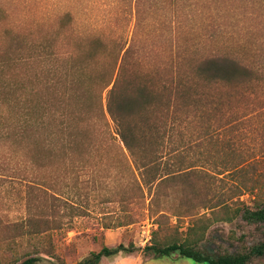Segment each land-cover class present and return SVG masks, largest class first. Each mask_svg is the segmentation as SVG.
Here are the masks:
<instances>
[{
  "label": "trees",
  "instance_id": "obj_1",
  "mask_svg": "<svg viewBox=\"0 0 264 264\" xmlns=\"http://www.w3.org/2000/svg\"><path fill=\"white\" fill-rule=\"evenodd\" d=\"M170 3L174 6L177 2ZM132 5L135 17L131 29L126 19L127 23L116 26L102 17L98 29L85 32L70 13L59 18L56 36L44 38L36 52L24 58L28 66L38 63V75L26 76L18 98H0V141H6L11 155H18L27 139L37 142L38 136L45 134L43 148L49 156L67 161L86 141L87 128H101L109 139L118 137L123 153L126 151L138 172V191L142 195L148 191L151 196L150 211H155L165 196L164 188L180 184L190 191L172 212L180 221L175 233L158 240L159 221L145 254L200 264H250L264 258V184L249 176L251 164L264 160V126L247 156L232 141L215 140L218 147L210 155L222 160L211 172H201L195 161L182 167L185 157L204 143L192 135L180 136L183 125L207 120L212 140L215 133L233 130L246 119L259 116L264 101L261 107L259 101L249 102L259 97L264 100V55L247 57L250 49L242 42L236 51L201 56L199 44L189 41L192 38L185 33L178 12L170 19L148 23L145 0H135ZM37 85L50 91L53 100L41 97ZM75 170L85 173L87 167L81 162ZM239 217L249 225L263 226L258 228L261 239L232 252L222 251L208 239V232L215 224L233 223ZM159 219L168 216L160 211ZM181 221H188L184 232H179ZM49 223L31 217L25 234L18 229L14 239L43 234ZM128 251L123 245L103 247L78 264H100L103 258ZM48 261L32 257L13 264Z\"/></svg>",
  "mask_w": 264,
  "mask_h": 264
},
{
  "label": "rangeland",
  "instance_id": "obj_2",
  "mask_svg": "<svg viewBox=\"0 0 264 264\" xmlns=\"http://www.w3.org/2000/svg\"><path fill=\"white\" fill-rule=\"evenodd\" d=\"M131 2L135 0H0V98H18L26 76L38 75V63L34 61L28 66L24 58L35 53L44 38L56 36L61 16L70 13L85 32L98 29L102 17L113 20L116 26L128 22L131 29L135 17ZM176 2L173 6L170 0H145L148 23L170 19L178 12L185 33L192 38L189 41L199 44L201 56L228 49L236 51L242 42L250 49L247 57L254 53L264 55V0ZM39 93L44 99L54 98L42 88ZM262 99H251L249 103L259 101L261 107ZM2 109L5 114L6 107ZM251 120L246 119L233 130L226 128L215 133L212 140L207 120L199 125H183L180 136L192 135L204 144L185 157L182 167L185 169L195 161L201 172H211L215 166H221L222 158L210 155L218 147L214 142L218 139L232 141L247 156L264 131L258 133L264 126V110ZM111 127L114 130V125ZM85 133L86 141L80 143L76 156L67 161L49 156L43 148L45 134L38 136L37 142L32 137L27 139L18 155H11L6 141H0V264L32 257L49 260L43 264H78L103 247L120 245L129 251L103 258L100 264H200L193 260L156 259L143 252L158 231L159 221L162 226L158 240L175 233L180 221L172 212L184 203L190 191L180 184L177 188L166 187L165 196L155 211H150L151 196L148 191L144 195L138 191V172L125 150L126 155L123 153L118 137L114 135L113 141L98 127L87 128ZM80 150L82 155H78ZM81 162L87 167L85 173L75 170ZM249 170V176L264 184V160L253 162ZM228 180L230 184L232 179ZM201 192L204 195L205 189ZM246 203L253 208L250 201ZM160 211L168 219L160 220ZM31 217L38 222H50L49 230L14 239L18 229L20 233L26 232ZM186 222L178 225L179 232L185 231ZM263 226L249 225L239 217L233 223L215 224L208 239L222 251L232 252L236 247L257 243L261 239L258 228ZM250 264H264V258Z\"/></svg>",
  "mask_w": 264,
  "mask_h": 264
}]
</instances>
